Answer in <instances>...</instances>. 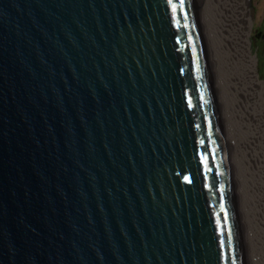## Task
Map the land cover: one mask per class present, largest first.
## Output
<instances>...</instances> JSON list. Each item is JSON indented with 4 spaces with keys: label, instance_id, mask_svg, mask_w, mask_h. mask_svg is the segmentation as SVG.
Wrapping results in <instances>:
<instances>
[{
    "label": "water",
    "instance_id": "water-1",
    "mask_svg": "<svg viewBox=\"0 0 264 264\" xmlns=\"http://www.w3.org/2000/svg\"><path fill=\"white\" fill-rule=\"evenodd\" d=\"M0 264H245L192 0H0Z\"/></svg>",
    "mask_w": 264,
    "mask_h": 264
},
{
    "label": "bare ground",
    "instance_id": "bare-ground-1",
    "mask_svg": "<svg viewBox=\"0 0 264 264\" xmlns=\"http://www.w3.org/2000/svg\"><path fill=\"white\" fill-rule=\"evenodd\" d=\"M192 1L210 76L233 190L244 262L245 264H264V165H247L243 161L239 142H236L238 136L234 121L236 104L233 106L236 102L230 96L233 93V88L231 89L233 85L244 93L253 92L255 98L249 100L248 103L251 102L249 107L253 109L256 115L257 113L260 114L261 111L258 107L261 106V102L264 104V87H260L255 78L253 56L248 37V17L243 9V26L235 32L232 23L228 25V28L224 26L222 28L223 24L221 25L220 20H218L217 22L221 26L217 29V40L216 31L212 25L213 21L211 22L210 12L204 5V0ZM238 2L242 6L245 4V0H238ZM214 18L217 19L218 17L215 16ZM238 82L243 84L241 88H239ZM256 247L261 249L263 253H257Z\"/></svg>",
    "mask_w": 264,
    "mask_h": 264
},
{
    "label": "rangeland",
    "instance_id": "rangeland-1",
    "mask_svg": "<svg viewBox=\"0 0 264 264\" xmlns=\"http://www.w3.org/2000/svg\"><path fill=\"white\" fill-rule=\"evenodd\" d=\"M204 5L209 9L211 22L213 21L212 25L216 31V39L218 38L217 29L220 28L222 24V28L223 26L228 28V25L232 23L235 29L234 32L240 30L243 26V9L245 10L246 16L248 17V37L253 56L255 78L258 85L264 87V0H245L243 6L238 0H204ZM213 16H217L218 18L216 19ZM218 20H220L221 25L217 22ZM238 83L239 88H241L243 84L240 82ZM232 88L233 91H231L233 93L230 96H232L236 102L233 104V106L236 104L234 107V121L236 122L235 127L238 134L236 142H239L240 154L243 155V161L246 162L247 165H264V138H262L264 137V104L262 102L260 103L261 106L258 108L261 112L256 115L253 109L249 107L251 102L248 103L249 100L251 101V99L255 98L253 92L247 91L244 93L235 85H233L231 89ZM249 155L252 156L250 157ZM256 251L257 253H263L259 248H257Z\"/></svg>",
    "mask_w": 264,
    "mask_h": 264
}]
</instances>
